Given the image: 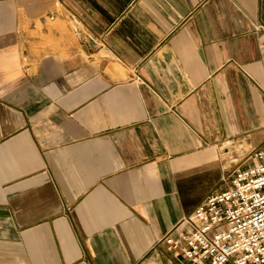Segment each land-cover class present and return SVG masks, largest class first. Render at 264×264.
Instances as JSON below:
<instances>
[{"label":"crops","instance_id":"crops-1","mask_svg":"<svg viewBox=\"0 0 264 264\" xmlns=\"http://www.w3.org/2000/svg\"><path fill=\"white\" fill-rule=\"evenodd\" d=\"M263 146L264 0H0V264H183Z\"/></svg>","mask_w":264,"mask_h":264},{"label":"built area","instance_id":"built-area-1","mask_svg":"<svg viewBox=\"0 0 264 264\" xmlns=\"http://www.w3.org/2000/svg\"><path fill=\"white\" fill-rule=\"evenodd\" d=\"M161 242L183 264H264V146Z\"/></svg>","mask_w":264,"mask_h":264}]
</instances>
